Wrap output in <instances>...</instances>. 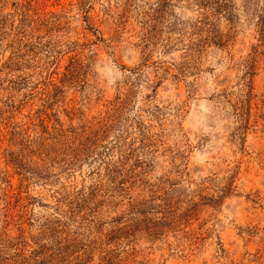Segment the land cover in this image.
I'll return each instance as SVG.
<instances>
[{
  "label": "rangeland",
  "instance_id": "obj_1",
  "mask_svg": "<svg viewBox=\"0 0 264 264\" xmlns=\"http://www.w3.org/2000/svg\"><path fill=\"white\" fill-rule=\"evenodd\" d=\"M220 5L0 0V264H264V0Z\"/></svg>",
  "mask_w": 264,
  "mask_h": 264
},
{
  "label": "trees",
  "instance_id": "obj_2",
  "mask_svg": "<svg viewBox=\"0 0 264 264\" xmlns=\"http://www.w3.org/2000/svg\"><path fill=\"white\" fill-rule=\"evenodd\" d=\"M223 2L224 0H202L203 5H209V7L211 8L212 15L217 14L221 10L220 8L222 7V5L220 4H222ZM259 26H260L259 31L261 35L260 37L264 39V14L260 16ZM211 43H213L214 45L218 47L222 46L221 38L218 36H214V38H207L205 40H198L195 46L198 47L200 50H202L204 45L211 44Z\"/></svg>",
  "mask_w": 264,
  "mask_h": 264
}]
</instances>
